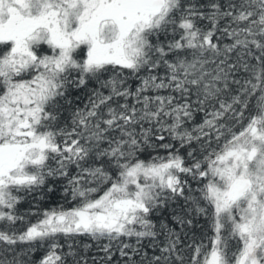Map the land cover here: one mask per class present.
<instances>
[{"label":"snow or ice","instance_id":"snow-or-ice-1","mask_svg":"<svg viewBox=\"0 0 264 264\" xmlns=\"http://www.w3.org/2000/svg\"><path fill=\"white\" fill-rule=\"evenodd\" d=\"M0 264H264V0H0Z\"/></svg>","mask_w":264,"mask_h":264},{"label":"trees","instance_id":"trees-1","mask_svg":"<svg viewBox=\"0 0 264 264\" xmlns=\"http://www.w3.org/2000/svg\"><path fill=\"white\" fill-rule=\"evenodd\" d=\"M24 207H26V205Z\"/></svg>","mask_w":264,"mask_h":264}]
</instances>
